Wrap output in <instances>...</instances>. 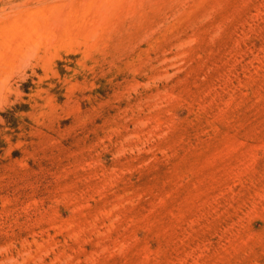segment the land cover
Instances as JSON below:
<instances>
[{
	"label": "rangeland",
	"instance_id": "obj_1",
	"mask_svg": "<svg viewBox=\"0 0 264 264\" xmlns=\"http://www.w3.org/2000/svg\"><path fill=\"white\" fill-rule=\"evenodd\" d=\"M0 264H264V0H0Z\"/></svg>",
	"mask_w": 264,
	"mask_h": 264
}]
</instances>
